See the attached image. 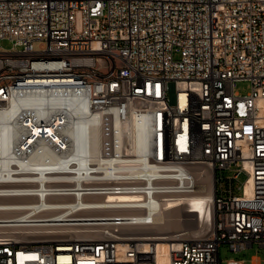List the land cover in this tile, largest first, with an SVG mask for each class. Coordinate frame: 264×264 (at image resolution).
Returning <instances> with one entry per match:
<instances>
[{
	"label": "built area",
	"instance_id": "built-area-1",
	"mask_svg": "<svg viewBox=\"0 0 264 264\" xmlns=\"http://www.w3.org/2000/svg\"><path fill=\"white\" fill-rule=\"evenodd\" d=\"M0 38L13 42L0 47V115L13 108L18 131L0 145V198H22L0 202V264H220L222 243L264 247V0H0ZM80 101L106 130L95 155H73L65 133ZM134 119L143 151L110 129ZM39 148L55 159L31 160ZM194 165L213 176L202 212L185 203ZM168 203L198 233L161 251L130 229ZM109 210L132 212L67 219Z\"/></svg>",
	"mask_w": 264,
	"mask_h": 264
},
{
	"label": "bare ground",
	"instance_id": "bare-ground-1",
	"mask_svg": "<svg viewBox=\"0 0 264 264\" xmlns=\"http://www.w3.org/2000/svg\"><path fill=\"white\" fill-rule=\"evenodd\" d=\"M86 111V105L84 102L80 101L77 103L75 107V115L72 117L71 123L65 129V133L70 137L73 144V155H80L89 153L91 155H95L98 153L101 148L102 141L106 134V130L99 128L96 125V119L88 118L83 113ZM13 115L12 110L0 115V145L2 149L8 147V145L18 136V131L14 127L13 124L10 123V119ZM111 131L114 133V141L115 144H119L123 141L122 136L123 132H127L129 134V140L134 149L138 151H143L147 145V134L144 126V122L140 119H134L129 124L121 125L117 122L112 123L110 125ZM55 159V155L49 151L44 150L43 148H39L31 157V160L37 162H46ZM193 171H195L198 180L202 178V183L199 185L198 183V194L191 195L187 198L186 202L188 205L193 208L191 211L193 212H202L205 209L207 202L212 198V182L213 176L204 166H192ZM22 199L21 197H2L0 198V202H9V201H19ZM177 203H168L154 216H152V224L146 225V227H142L143 229H139L138 227H133L130 231L136 234H151L154 239L158 240V249L164 251L166 247V240L177 238L180 234H184L186 228L173 230V222L176 224L174 227L178 226V221L181 220L179 214L177 212L181 207L177 206ZM184 211V210H183ZM106 214L114 215L117 214H128L132 211H122V210H109V211H99L94 214H83L82 217L79 218H67L78 219L81 221L76 222V224L86 225L89 224L90 219H101V218H93L91 216H100ZM169 213H173L170 215ZM186 213V211H185ZM41 216H46L48 220L62 219L60 216V212L54 211L51 213H46ZM90 216V217H89ZM190 216V215H189ZM0 217H6L0 214ZM192 217V215H191ZM187 219V218H186ZM47 223H59V222H47ZM73 223V222H70ZM185 227V226H184ZM158 229L157 232H150L152 229ZM87 227H71L67 229L66 232L70 234H77L80 231L87 230ZM180 231L178 233H173L176 231ZM146 231V232H144ZM143 232V233H141ZM189 232V231H187ZM192 234L198 233V228L193 229L191 231ZM256 261V258H255Z\"/></svg>",
	"mask_w": 264,
	"mask_h": 264
},
{
	"label": "rangeland",
	"instance_id": "rangeland-1",
	"mask_svg": "<svg viewBox=\"0 0 264 264\" xmlns=\"http://www.w3.org/2000/svg\"><path fill=\"white\" fill-rule=\"evenodd\" d=\"M0 47L6 50L11 49L13 47V42L12 40L8 38H0ZM17 48H20V46L18 45ZM174 57L178 58V55H175ZM234 90L238 92V94L240 95L246 94L250 90V84L248 81H245V80L237 81L235 82ZM198 166H202V165H198ZM219 173L220 172H218V174ZM233 173L234 172L232 170L230 171L226 170V171H223L222 174L223 176L228 178V177H231ZM245 178H246V174L240 173L237 178V184H241L245 180ZM201 181H202V178L198 180L199 185L202 183ZM236 192L239 193V191H236ZM177 212L181 220L178 221L177 227H174L176 224H174L173 222V230H177V229L180 230V229L186 228V230L184 229V231H186L185 233L191 234V231L193 229H197V226H196L197 219L193 214L188 213V212L185 213V211H183L182 208L178 209ZM169 214L173 215V213H169ZM143 227H146V226H143ZM138 228L143 229L142 227H138ZM179 230L176 232H172V234L180 232ZM157 231L158 229H155V228L153 230L152 229L150 230V232H157ZM253 256H257L260 259H263L264 247H260L256 243H254L252 244L251 247H247L239 252H232L229 250L227 244L225 243H222L219 246L220 264H252Z\"/></svg>",
	"mask_w": 264,
	"mask_h": 264
}]
</instances>
